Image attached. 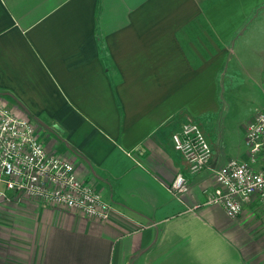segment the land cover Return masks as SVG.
<instances>
[{
	"label": "crops",
	"instance_id": "obj_1",
	"mask_svg": "<svg viewBox=\"0 0 264 264\" xmlns=\"http://www.w3.org/2000/svg\"><path fill=\"white\" fill-rule=\"evenodd\" d=\"M261 41L264 0H0V101L114 206L100 219L0 182V264H264L263 202L231 218L204 201L231 157L193 174L172 139L223 110L231 62Z\"/></svg>",
	"mask_w": 264,
	"mask_h": 264
},
{
	"label": "built area",
	"instance_id": "obj_2",
	"mask_svg": "<svg viewBox=\"0 0 264 264\" xmlns=\"http://www.w3.org/2000/svg\"><path fill=\"white\" fill-rule=\"evenodd\" d=\"M172 139L190 173L211 167L212 145L196 119L188 118ZM245 143L247 158L231 157L213 167L216 184L204 188L205 203L223 206L231 218L240 214L244 202L253 195L264 204V108L248 123ZM0 182L19 195L78 208L100 219H108L114 209L97 189L77 177L72 162L46 150L31 119L17 115L1 101ZM168 187L177 196L186 193L187 176L178 172Z\"/></svg>",
	"mask_w": 264,
	"mask_h": 264
},
{
	"label": "rangeland",
	"instance_id": "obj_3",
	"mask_svg": "<svg viewBox=\"0 0 264 264\" xmlns=\"http://www.w3.org/2000/svg\"><path fill=\"white\" fill-rule=\"evenodd\" d=\"M263 64L264 41L256 48L246 47V51L231 62L233 84L230 94L225 98L223 96L225 101L223 110L214 114L212 121L199 118L212 145L213 160L216 155L219 161L228 157H247L248 148L245 143L247 125L257 110L264 108ZM259 243L258 249L262 253L264 237Z\"/></svg>",
	"mask_w": 264,
	"mask_h": 264
}]
</instances>
